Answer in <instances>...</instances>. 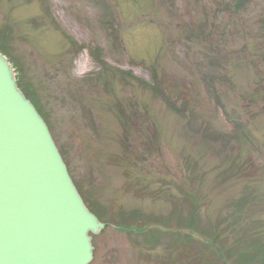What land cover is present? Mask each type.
Returning a JSON list of instances; mask_svg holds the SVG:
<instances>
[{"label":"rangeland","instance_id":"rangeland-1","mask_svg":"<svg viewBox=\"0 0 264 264\" xmlns=\"http://www.w3.org/2000/svg\"><path fill=\"white\" fill-rule=\"evenodd\" d=\"M241 1L0 0V51L107 223L89 264H182L187 232L211 233L195 264L262 263L264 0ZM173 209L201 230L127 229Z\"/></svg>","mask_w":264,"mask_h":264},{"label":"water","instance_id":"water-1","mask_svg":"<svg viewBox=\"0 0 264 264\" xmlns=\"http://www.w3.org/2000/svg\"><path fill=\"white\" fill-rule=\"evenodd\" d=\"M102 227L0 55V264H86Z\"/></svg>","mask_w":264,"mask_h":264},{"label":"trees","instance_id":"trees-1","mask_svg":"<svg viewBox=\"0 0 264 264\" xmlns=\"http://www.w3.org/2000/svg\"><path fill=\"white\" fill-rule=\"evenodd\" d=\"M189 245H190L192 248L196 249V250H199V249H200V247H199L198 244H189ZM228 258H229V256H228ZM245 261H246V258H245ZM230 262H231L232 264H238L236 260H232V259H230Z\"/></svg>","mask_w":264,"mask_h":264}]
</instances>
